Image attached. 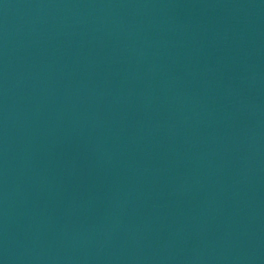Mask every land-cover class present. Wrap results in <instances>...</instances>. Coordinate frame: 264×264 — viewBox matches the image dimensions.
<instances>
[{
	"label": "water",
	"instance_id": "water-1",
	"mask_svg": "<svg viewBox=\"0 0 264 264\" xmlns=\"http://www.w3.org/2000/svg\"><path fill=\"white\" fill-rule=\"evenodd\" d=\"M0 264H264V0H0Z\"/></svg>",
	"mask_w": 264,
	"mask_h": 264
}]
</instances>
